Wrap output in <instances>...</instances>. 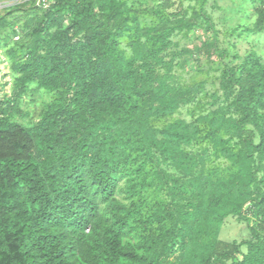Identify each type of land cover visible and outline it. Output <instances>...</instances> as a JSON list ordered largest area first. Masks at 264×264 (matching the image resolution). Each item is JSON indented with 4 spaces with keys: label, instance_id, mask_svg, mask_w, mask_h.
Segmentation results:
<instances>
[{
    "label": "trees",
    "instance_id": "1",
    "mask_svg": "<svg viewBox=\"0 0 264 264\" xmlns=\"http://www.w3.org/2000/svg\"><path fill=\"white\" fill-rule=\"evenodd\" d=\"M263 2L253 0L254 34ZM173 6L143 25L129 0H56L31 6L19 40L0 32L16 77L0 100V264H264V62L253 52L226 63L224 98L213 93L194 123L155 126L200 93L172 81L188 52L173 35L197 24ZM32 86L55 97L24 125L12 117ZM217 160L229 165H207ZM151 188L168 200L150 205ZM230 216L254 219L251 239H221Z\"/></svg>",
    "mask_w": 264,
    "mask_h": 264
},
{
    "label": "rangeland",
    "instance_id": "2",
    "mask_svg": "<svg viewBox=\"0 0 264 264\" xmlns=\"http://www.w3.org/2000/svg\"><path fill=\"white\" fill-rule=\"evenodd\" d=\"M141 12L143 25H150L156 19L154 9L164 3V0H129ZM135 1V2H134ZM174 6L167 12H181V19L195 22L193 28H183L173 35L177 51L186 49L178 60L186 59L174 67L172 81L185 87H200L196 103L183 106L174 115L152 119L157 127H163L178 119L187 122H196L197 117L212 108L209 103L213 101L212 94L217 93L224 98L220 87V79L224 72V65H239L253 52L264 62V33L254 34L247 30L256 20L253 0H172ZM0 32L11 34L15 39L13 30L21 29L22 25L36 14L30 5H14L13 0H0ZM206 16L211 18L212 29L208 31L210 23ZM16 40V39H15ZM121 46L127 56L132 55L129 40L124 37ZM211 43V44H210ZM204 44H210L209 51H202ZM238 55L236 58L235 56ZM15 74L12 71V62L7 57L5 48H0V100L10 99L15 94ZM55 97V92L32 86L20 97V111L12 119L24 125H34L43 116L46 105ZM264 113V112H263ZM205 145V144H204ZM211 147L205 145L204 148ZM195 148L200 150L196 144ZM208 166L220 165L227 167V161H209ZM162 167L168 172H174L167 164ZM127 179H123L121 187L125 189ZM145 192V191H144ZM147 198L150 205L159 198L166 197L165 191L155 192L154 188L147 189ZM126 194L118 198L125 200ZM130 202V200H125ZM254 219L250 222L240 221L236 216L225 220L220 237L226 241L241 242L252 238L250 227L255 225ZM138 235L131 234L127 239L136 242ZM242 250L247 251L243 246ZM238 257H241L239 255Z\"/></svg>",
    "mask_w": 264,
    "mask_h": 264
},
{
    "label": "built area",
    "instance_id": "3",
    "mask_svg": "<svg viewBox=\"0 0 264 264\" xmlns=\"http://www.w3.org/2000/svg\"><path fill=\"white\" fill-rule=\"evenodd\" d=\"M55 2L56 0H13L14 5H30L42 10L49 9ZM0 7H1V3H0ZM20 37L21 36L19 29H17V34L15 36V39L19 40Z\"/></svg>",
    "mask_w": 264,
    "mask_h": 264
}]
</instances>
